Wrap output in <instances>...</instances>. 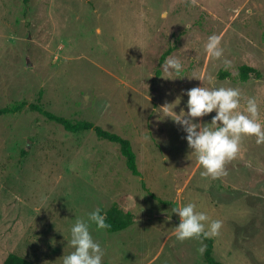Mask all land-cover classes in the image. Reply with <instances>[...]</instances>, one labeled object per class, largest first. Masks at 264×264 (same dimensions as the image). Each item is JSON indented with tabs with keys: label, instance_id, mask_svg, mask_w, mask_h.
<instances>
[{
	"label": "rangeland",
	"instance_id": "374dc122",
	"mask_svg": "<svg viewBox=\"0 0 264 264\" xmlns=\"http://www.w3.org/2000/svg\"><path fill=\"white\" fill-rule=\"evenodd\" d=\"M213 34L219 59L205 51ZM169 49L178 76L161 69ZM242 65L262 78L240 80ZM202 86L239 89L241 112L254 97L264 126V0H30L28 17L23 0H0V108L38 102L42 91L46 110L130 140L141 173L93 131L68 132L28 109L1 116L0 264L12 252L62 264L76 219L114 203L136 221L115 233L91 225L102 264H206L201 238L175 239L171 209L189 202L222 221L216 260L264 264V143L245 137L227 175L203 177L171 119Z\"/></svg>",
	"mask_w": 264,
	"mask_h": 264
},
{
	"label": "clouds",
	"instance_id": "9594fccd",
	"mask_svg": "<svg viewBox=\"0 0 264 264\" xmlns=\"http://www.w3.org/2000/svg\"><path fill=\"white\" fill-rule=\"evenodd\" d=\"M96 34L98 36L101 34L100 28L96 29ZM205 51L214 59L223 56L224 50L218 35L208 37ZM182 67L181 62L173 58L165 59L161 65L165 73L177 76ZM186 94L187 112L181 109L180 114H176L172 109L174 118L171 119L186 133L185 139L191 154L195 155L197 163L203 169L201 176L217 179L227 175L225 165L236 158L241 141L245 137H255L257 144L264 143V126L258 121V106L254 97L247 98L246 108L241 112L238 111L241 92L237 88L193 87L187 90ZM167 106L169 105L163 108ZM213 112L215 115L212 116L211 123L195 122L196 118ZM16 198L19 199L18 196ZM195 209L196 205L191 202L171 209L179 218L178 225L174 227L177 241L219 235L222 221L210 219L205 212ZM106 215L97 208L88 213L87 219H76L70 228V239L67 241L73 250L63 255L62 264H102L104 251L100 243L93 238L90 228L94 224L97 230L109 229L111 225L106 222ZM204 249L205 246L202 244L198 251L203 253Z\"/></svg>",
	"mask_w": 264,
	"mask_h": 264
},
{
	"label": "trees",
	"instance_id": "16d2710c",
	"mask_svg": "<svg viewBox=\"0 0 264 264\" xmlns=\"http://www.w3.org/2000/svg\"><path fill=\"white\" fill-rule=\"evenodd\" d=\"M25 7V15L28 17L30 0H23ZM172 49H169L162 57V61L165 57L171 52ZM223 78L228 76V73L222 72L220 75ZM263 74L260 70L248 66L242 65L238 71V78L242 81H247L250 78H262ZM43 97V92H39L38 102H20L10 107L0 108V117L8 114H17L23 112L25 109H28L31 112H36L41 114L48 122H54L61 125L66 131L71 133H80L86 131H93L98 139L106 140L111 143L119 145L121 155L126 160V165L128 170L132 175L136 177H141V173L138 169L136 154L133 150L130 140L122 137L121 135L108 131L101 126L95 125L93 122L88 120H77L73 121L65 116L57 115L51 111L46 110L40 103ZM142 187L145 191H148L145 182L142 181ZM149 192V191H148ZM154 198V195L150 193ZM102 213H106V222L111 225V227L105 230L108 233L120 232L131 227L135 221L136 216L134 213L124 210L119 206L118 203L112 204L108 209H100ZM201 239L205 242V253L204 260L206 264H224L213 257V247L214 241L211 237L204 238L201 236ZM2 264H38L29 260L28 258L21 256L16 253H9L6 259Z\"/></svg>",
	"mask_w": 264,
	"mask_h": 264
}]
</instances>
